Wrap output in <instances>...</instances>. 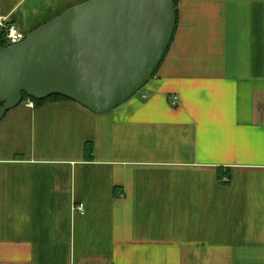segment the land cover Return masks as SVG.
I'll list each match as a JSON object with an SVG mask.
<instances>
[{
	"label": "crops",
	"instance_id": "1",
	"mask_svg": "<svg viewBox=\"0 0 264 264\" xmlns=\"http://www.w3.org/2000/svg\"><path fill=\"white\" fill-rule=\"evenodd\" d=\"M89 1L0 0V16L28 35ZM177 1L124 105L0 122V264H264V0Z\"/></svg>",
	"mask_w": 264,
	"mask_h": 264
},
{
	"label": "water",
	"instance_id": "2",
	"mask_svg": "<svg viewBox=\"0 0 264 264\" xmlns=\"http://www.w3.org/2000/svg\"><path fill=\"white\" fill-rule=\"evenodd\" d=\"M174 0H91L0 49V122L24 102L64 96L110 113L153 79L177 28Z\"/></svg>",
	"mask_w": 264,
	"mask_h": 264
},
{
	"label": "built area",
	"instance_id": "3",
	"mask_svg": "<svg viewBox=\"0 0 264 264\" xmlns=\"http://www.w3.org/2000/svg\"><path fill=\"white\" fill-rule=\"evenodd\" d=\"M0 31L5 32L8 47L21 44L27 37V35L22 33L8 18H3L2 16H0ZM176 101L177 98L175 99L173 105L177 104ZM24 104L29 108H34V103L31 100L24 102ZM73 211L83 215L85 214V206L83 204L75 205V207H73Z\"/></svg>",
	"mask_w": 264,
	"mask_h": 264
},
{
	"label": "trees",
	"instance_id": "4",
	"mask_svg": "<svg viewBox=\"0 0 264 264\" xmlns=\"http://www.w3.org/2000/svg\"><path fill=\"white\" fill-rule=\"evenodd\" d=\"M174 1H175L176 11H177L176 12L177 18H178V9H177L178 8V1L177 0H174ZM7 47H8V42L5 38V32L0 31V49L7 48ZM28 100L33 101L35 108H40V107H43V106H46L49 104H55V103H59V102H73L72 100H70L64 96H58V95L51 96V97H49L45 100H41V101L32 99L28 95H25L24 102H26ZM85 155H86L87 159H89V160L92 159L93 146L91 143H87L85 145ZM218 176L220 179H223V178L229 176V172L227 171V172L223 173L221 169H218Z\"/></svg>",
	"mask_w": 264,
	"mask_h": 264
}]
</instances>
